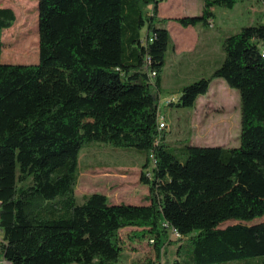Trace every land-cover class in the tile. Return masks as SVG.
<instances>
[{"label": "trees", "instance_id": "1", "mask_svg": "<svg viewBox=\"0 0 264 264\" xmlns=\"http://www.w3.org/2000/svg\"><path fill=\"white\" fill-rule=\"evenodd\" d=\"M162 1L38 0L39 61L29 65L2 63L16 15L0 7V254L10 264H118L126 228L154 243L145 264L160 263L171 230L188 244L169 264H264V222L248 224L264 217V23L221 37V63L178 104L193 108L224 79L240 95L239 146L178 152L159 131L172 44ZM238 1L203 0L200 15L177 21L212 27L213 9ZM93 143L140 151L144 169L153 162L144 203L100 193L78 203L80 154Z\"/></svg>", "mask_w": 264, "mask_h": 264}, {"label": "rangeland", "instance_id": "2", "mask_svg": "<svg viewBox=\"0 0 264 264\" xmlns=\"http://www.w3.org/2000/svg\"><path fill=\"white\" fill-rule=\"evenodd\" d=\"M162 2L158 17L165 21V26L170 27L173 35V44L169 45L166 52V64L161 73L162 85L159 92V110L165 121V128L162 131L166 142L178 152L187 144L200 147H238L241 132L240 95L236 89L229 87L224 79H215L208 93L199 97L193 108H183L178 104L184 87L211 75L210 60L213 63L220 60L221 63L223 58L218 60L222 52L221 37L236 33L245 26L264 23V0H239L233 9L216 8L212 27H205L215 35L207 40L200 35L197 40L190 32L180 31L179 26L181 28L183 26L177 21L180 17L200 15L202 0ZM0 7L10 8L16 15L15 24L2 33V63L26 65L38 63V0H0ZM147 12L152 13L151 8ZM197 41L201 45L198 46L196 54L203 51L202 44H210L209 49L203 52L207 54L201 56L202 60H207L206 63H202L201 69L193 67L201 59L181 56L188 54ZM168 101H172L173 105H166ZM113 150L117 152L123 150V154ZM126 150L128 149L102 143L84 147L80 154L79 177L75 188L78 203H83L84 196L90 193L101 192L108 200L142 204V198L149 193V189L141 177L143 173L152 171L153 162L149 169H144V164L141 165L144 155L132 149L134 153L130 156L125 154ZM179 159L184 163L186 156L181 155ZM114 203L109 201V204ZM258 222H264V217L248 224ZM133 230L121 231L124 253L118 264H145L147 260L155 258L154 243L149 239L134 238V241L129 239V233ZM184 244H188L186 238H175L169 233L168 244L162 248L160 258L155 261L161 264L175 261L180 246ZM186 254L184 246L181 251L184 263Z\"/></svg>", "mask_w": 264, "mask_h": 264}, {"label": "crops", "instance_id": "3", "mask_svg": "<svg viewBox=\"0 0 264 264\" xmlns=\"http://www.w3.org/2000/svg\"><path fill=\"white\" fill-rule=\"evenodd\" d=\"M202 2H203V0H202ZM163 5V2L162 3H160L159 4V7H161ZM202 8H203V4H202ZM160 9V8H159ZM159 9H158V15H160V11H159ZM213 11H214V13H215V9H213ZM181 18V17H180ZM205 27H208V26H203V25H196V26H189V27H187V28H181L180 26H179V29H180V31H186V32H190L193 36H195V38L197 39V40H199V35H200V37H202V36H204V37H206L205 39L207 40V39H209L210 37H212V36H214L215 34L214 33H212V32H209V30L208 29H206ZM167 29H168V31H170L169 33H171V30H170V27H168L167 26ZM170 35H172V33L170 34ZM173 38V35H172V37H171V39ZM220 41H221V39H220ZM172 44H173V40H172ZM194 45V44H193ZM199 45H201V44H199V41H197V43L194 45V46H192L190 49V51L188 52V54H183V55H181V56H184V58L185 57H194V58H196V59H201V60H199V61H197L195 64H194V66L193 67H196V69H198V68H202V63L204 62V63H206L207 62V60H202L203 58L201 57L203 54H207V53H203L205 50H208L209 49V47H210V44H207V43H204V44H202V52L201 53H198V54H196V52H197V49H198V46ZM223 58V53L221 52V54H220V57L218 58V60L220 59V58ZM222 61V60H221ZM210 62H212L213 63V61H211L210 60ZM212 63H209L210 64V71L212 72L215 68H217L218 66H219V64H220V60H219V62L217 63V61L215 60L214 61V63L212 64ZM216 64H218V65H216ZM190 66H192L191 64H190ZM113 151H115V150H113ZM123 151V150H122ZM117 152V151H115L116 153H122L123 154V152ZM125 153V152H124ZM132 153H134L133 151H131V150H126V153L125 154H129L130 156H132L131 154ZM144 164V160H142V163H141V165H143ZM148 189H149V187H148ZM93 193H99V192H93ZM93 193H90V194H88V195H91V194H93ZM100 194H103V193H101L100 192ZM116 195V194H115ZM148 195V194H147ZM146 196V195H145ZM144 196V197H145ZM85 197V196H84ZM143 197V198H144ZM142 198V201H141V203H144L145 201H144V199ZM108 201H110V202H115L114 204H121V203H125V201H122V200H113V199H109ZM126 229H132V228H126ZM0 235L2 236V233L0 232ZM1 239H2V237H0V242H1ZM0 264H10L9 262H7L5 259H4V257L2 256V255H0Z\"/></svg>", "mask_w": 264, "mask_h": 264}, {"label": "built area", "instance_id": "4", "mask_svg": "<svg viewBox=\"0 0 264 264\" xmlns=\"http://www.w3.org/2000/svg\"><path fill=\"white\" fill-rule=\"evenodd\" d=\"M152 76L155 77L156 76V73L153 72L152 73ZM168 102H170V101H168ZM164 128H165L164 123H162V120H161V128H159V131H162ZM151 173L152 172H150V176H151ZM170 233L172 235H174L175 238H181V235L176 230H171Z\"/></svg>", "mask_w": 264, "mask_h": 264}, {"label": "bare ground", "instance_id": "5", "mask_svg": "<svg viewBox=\"0 0 264 264\" xmlns=\"http://www.w3.org/2000/svg\"><path fill=\"white\" fill-rule=\"evenodd\" d=\"M162 123H164V121ZM164 126H165V123H164ZM160 128H161V124H160ZM157 264H160V263H157Z\"/></svg>", "mask_w": 264, "mask_h": 264}]
</instances>
